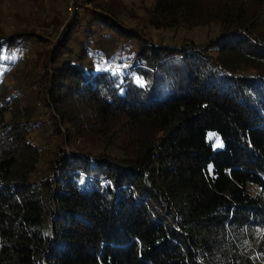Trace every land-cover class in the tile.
<instances>
[{"label":"trees","instance_id":"16d2710c","mask_svg":"<svg viewBox=\"0 0 264 264\" xmlns=\"http://www.w3.org/2000/svg\"><path fill=\"white\" fill-rule=\"evenodd\" d=\"M149 1L151 28L214 25L216 41L150 45L112 0H77L64 39L37 48L47 161L40 100L0 81V264H264V0ZM37 38L0 37V59ZM59 123L88 146L62 149Z\"/></svg>","mask_w":264,"mask_h":264},{"label":"rangeland","instance_id":"374dc122","mask_svg":"<svg viewBox=\"0 0 264 264\" xmlns=\"http://www.w3.org/2000/svg\"><path fill=\"white\" fill-rule=\"evenodd\" d=\"M77 0H0V37H11L13 34L33 32L38 36L37 41H30L22 52L13 57L7 56L3 52V59H0V81L7 84L8 90L12 93L20 107L26 106L29 103L37 102L38 110L36 117L31 121L30 136L32 141L38 146V150L42 153V157H52L51 146H48L43 140V135L46 136L47 130L51 129L52 121L49 115L54 112L52 107L46 108L43 104L44 87L47 84L45 79L46 69L51 72V64L43 62V56L37 54L38 46H42L44 52L49 53V50H54L58 43L64 39L65 30L72 22L75 16ZM113 4L118 6L119 15L116 17L118 24L123 28H131L142 31L150 42V45L157 43L160 39H166L170 44L181 47L182 44L195 46H205L211 44L212 40L216 41L219 35V28L214 25L209 27H180L174 29H154L151 28L148 19L150 13L149 0H112ZM120 3V4H119ZM90 6V5H89ZM94 6V5H93ZM115 7V6H114ZM95 10L94 7H89ZM248 9L253 11V5L248 6ZM256 14V25L259 27L261 34L264 35V10H260ZM38 38L36 40H38ZM212 57H216L218 51L216 48H210ZM45 56V55H44ZM47 56V55H46ZM240 74L252 72L249 69H241ZM44 82V84H43ZM50 85V83H49ZM27 88V95H23V90ZM48 99V97H47ZM55 113V112H54ZM59 128L62 131L61 147L65 151H76L79 147L85 148L88 146L86 139H81L72 134L70 137L65 136V125L59 123ZM93 140V137L90 136ZM100 141L99 138H95ZM215 140V139H214ZM97 144V143H96ZM215 144H219L216 140ZM42 145L44 147L42 148ZM98 146V145H96ZM219 147L222 144L217 145ZM94 152L101 151L102 148L96 147L92 149ZM112 154V152H111ZM44 165L41 164L39 179L44 178Z\"/></svg>","mask_w":264,"mask_h":264}]
</instances>
